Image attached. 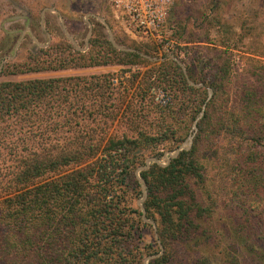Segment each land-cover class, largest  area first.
Returning a JSON list of instances; mask_svg holds the SVG:
<instances>
[{
    "label": "trees",
    "instance_id": "trees-1",
    "mask_svg": "<svg viewBox=\"0 0 264 264\" xmlns=\"http://www.w3.org/2000/svg\"><path fill=\"white\" fill-rule=\"evenodd\" d=\"M91 46L81 52L67 43L60 52L55 45L11 64L9 73L149 63L99 36ZM155 65L139 81L135 100H128L127 86L124 98L114 96V74L0 82V264H144L147 255L159 254L143 241L148 224L134 204L133 195L143 194L135 169L149 155L180 147L204 106L192 146L166 166L141 171L147 215L156 219L164 246L149 264H169L177 244L205 243V225L217 206L233 203L231 230L242 244L237 251L264 257L253 243L264 238V64L254 70L246 64L235 85L233 64H212L213 78L201 87L191 85L172 58ZM188 72L192 78L190 66ZM153 84L172 101L151 99ZM108 104L114 109L106 118ZM177 117L182 127L172 122ZM103 118H119L130 134L88 125ZM208 167L215 172L208 175ZM213 176L219 177L216 191L229 197L217 200L209 189L202 198L198 187ZM198 264L214 262L201 258Z\"/></svg>",
    "mask_w": 264,
    "mask_h": 264
},
{
    "label": "rangeland",
    "instance_id": "rangeland-1",
    "mask_svg": "<svg viewBox=\"0 0 264 264\" xmlns=\"http://www.w3.org/2000/svg\"><path fill=\"white\" fill-rule=\"evenodd\" d=\"M42 2H52L66 15L67 25L75 34L81 46L85 45L86 37L89 34V27L85 23L84 16L87 13H97L106 18L115 40L119 44L135 48L151 57L160 58L158 61L146 58L149 63L141 65L109 64L80 73L72 72L80 76L114 74L115 78H113L112 82L116 86L115 91L117 93L114 92L116 97L124 98L122 89L127 86L130 89L128 100L131 98L135 100L133 95H136L139 91L137 89L139 81L147 77L149 70L157 66L155 64H161L163 58H171L170 55H175L184 64L187 72L188 66H190L193 71V77L191 78L188 72L189 78L193 82L202 85L205 84L203 81H210L213 78L215 70L212 64H233L234 85L241 80L239 75L246 64L253 70L256 68V64H264V0H174L169 9L167 22L162 28V41L141 36L125 20L114 13L113 7L108 0H0V34L10 28H21L19 21H10V18L17 17L18 14H25V11L31 13L34 27L39 29L33 13L36 14V11L41 10V7L46 5ZM93 21L95 22V27L91 40L95 36H99L102 40L110 42L106 26L94 18ZM49 24L51 28L58 30L61 28L55 19H49ZM221 40H225V46L219 45ZM55 45L61 52V50L66 48L67 41L60 39ZM137 46L147 49L148 53L141 51ZM91 48L92 46H90L89 50ZM100 48H103L102 45ZM223 51H225V54H222ZM58 56L61 55L58 54ZM12 67L11 64H3V66L0 64V82L24 81L39 77L73 76L54 72L53 70L10 74L9 72L14 70ZM37 73H40V75ZM136 75L139 76L136 83L133 84V79ZM194 79L198 80V82ZM121 81L124 82L122 86L120 85ZM148 93L150 98L158 104L165 105L167 102L172 101L171 96L155 84L152 85ZM78 95L85 97L82 93ZM75 96V93H71L70 98L74 100L77 97ZM97 105H90V108L97 110ZM108 106L110 107H107L109 110L106 118L113 114L112 109H114L113 105L108 104ZM146 113L151 118H154V113H152L151 109L147 108ZM172 122L176 127H179V125L182 127L184 124L180 117L172 120ZM88 125L97 128H107L109 135H122L123 132H130V125L119 121V118L115 121H109L104 118L101 120L96 119L94 122L89 120ZM143 127L151 128V126L148 127V124H144ZM175 150L176 148L174 150H162L163 153L158 156L149 155L145 158V164L150 157H157L165 164L167 162L166 153L174 152ZM141 166L144 165H140L135 169V176L138 180L142 171L139 170ZM207 170H209L208 175L215 172L212 167H208ZM218 178V176H213L212 180H208L205 183L204 188L198 187V192L202 198H207L208 194H210L209 189L213 190L210 195L217 198V200L228 196L226 193L220 195V192L216 191ZM133 196L134 204L142 212L143 222L148 224L143 230L144 244L153 243L156 250L161 252V247L164 250V246L159 239L157 221L149 217L147 212L146 216H143V210L139 204L143 194L141 196L138 194ZM233 204L236 205V203ZM219 205L213 213L212 220L205 225L208 228L207 234L203 237L205 243L175 245L172 248L174 255L169 264H198V260L201 258H211L214 264H264V257H261L256 252L242 250L240 253L237 251L242 244L234 234V231L231 230L236 222V218L232 213L233 210H231V206L234 205H227L226 207H223L222 204ZM253 243L259 246L261 251L264 250L262 249L264 247V238ZM152 256H155V258L159 257L155 254L147 255L144 258V264H149V261L154 259L151 258Z\"/></svg>",
    "mask_w": 264,
    "mask_h": 264
},
{
    "label": "crops",
    "instance_id": "crops-1",
    "mask_svg": "<svg viewBox=\"0 0 264 264\" xmlns=\"http://www.w3.org/2000/svg\"><path fill=\"white\" fill-rule=\"evenodd\" d=\"M72 2V1H71ZM43 4H46L44 7H41V10L39 9L36 11V14H34L35 22H37L39 29H33L30 24H25L27 22V17H31V13L28 11H25V14H18L17 17L10 18V21H20L24 22L23 25H28V29H23V34H25V31H31L33 32V35L30 36L29 34H25L24 39H21L20 43L16 47V51L18 54L14 56L13 59L6 60L5 64H23L25 61L29 60L33 55H39L43 53L44 51H48V49L52 48L55 43L60 41V39H64L67 41V43L71 44L72 47L81 52H86L89 50L91 46V38L93 34V29L95 27V22L93 21V18L95 19V15H99L97 13H87L84 16L85 23L89 25V20L93 24L92 34L90 36L89 42L87 41V37L85 40V45L81 46L80 42L76 38L75 34L69 29L67 25V17L66 15L52 2H42ZM113 7V6H112ZM114 10V8H113ZM114 13L119 16V13H117L114 10ZM95 14V15H94ZM101 16V15H99ZM105 18L104 16H101ZM49 19H55L59 26L61 27L60 30L54 29L50 27ZM106 19V18H105ZM45 29L48 30V33L45 32ZM22 28H15V32L19 33ZM45 33H43V31ZM10 32H14L12 29H9ZM6 30L0 34V38H2L5 34ZM16 35V34H15ZM18 35V34H17ZM33 38V39H32ZM88 42V43H87ZM1 45V44H0ZM29 46L27 49L26 47ZM88 46V49L85 50V47ZM34 49L36 52H34ZM28 51V52H27ZM12 54V51L10 52ZM9 54V55H10ZM102 66H95V67H84V68H67V69H61V70H53L54 72H59L62 74H70L75 75L73 73H80L87 70L97 69L101 68ZM47 71V70H46ZM42 72V71H40ZM45 72V71H44ZM73 72V73H72ZM72 73V74H71ZM40 75V73H37ZM79 75V74H78ZM40 78V77H39Z\"/></svg>",
    "mask_w": 264,
    "mask_h": 264
},
{
    "label": "built area",
    "instance_id": "built-area-1",
    "mask_svg": "<svg viewBox=\"0 0 264 264\" xmlns=\"http://www.w3.org/2000/svg\"><path fill=\"white\" fill-rule=\"evenodd\" d=\"M120 18L141 36L162 41V28L167 22L174 0H108ZM168 48V47H167Z\"/></svg>",
    "mask_w": 264,
    "mask_h": 264
},
{
    "label": "water",
    "instance_id": "water-1",
    "mask_svg": "<svg viewBox=\"0 0 264 264\" xmlns=\"http://www.w3.org/2000/svg\"><path fill=\"white\" fill-rule=\"evenodd\" d=\"M94 15H95V14H94ZM95 19L98 20L99 22H101L103 25L106 26L107 31H108V38H109L110 42L114 45V47L117 48L118 50H121V51H124V52L137 53V54H140L142 57H145V58H147V59H149V60H152V61H158V60H160V58H157V57H151V56H149V55H146V54L140 52L139 50H137V49H135V48L126 47V46H124V45H122V44H119V43L115 40V37H114V35H113V32H112V30H111L109 24L107 23L106 19L103 18V17H101V16H99V15H95ZM88 27H89V34L87 35V41L89 42L90 36H91V34H92V29H93V24L91 23L90 20H89V25H88ZM88 42H87V43H88ZM86 49H88V46L85 47V50H86ZM170 57H171L173 60L177 61V62L182 66L183 71H184V73H185V75H186V77H187V79H188V81H189V83H190L191 85H193V86H197V87H201V86H203L202 84H197V83L193 82V81L189 78V75H188V72H187L186 67L184 66V64H183V63H182V62H181V61H180L175 55H170ZM164 59H165V58H163L162 60H164ZM212 95H213V89H212V88H209V98H208V100L212 97ZM204 109H205V106H204ZM204 109H203V111L199 114L198 118L195 120V122H194V124H193V127H192V130H191V134H190L189 137L187 138L186 142H185L183 145H181L180 147H178L174 152H167V153H166V159H167V162H166L165 164H163V163H162L157 157H150V158H148V159L146 160V164H145L144 166H141V167L139 168V170H142V171H143V170H147V169H149V168L151 167V165H152L153 163H158V164L161 165V166H166V165H168V164L171 162V159L177 157V156L179 155V153H180L183 149H189V148L192 146V144H193L194 136H195V134H196V132H197V130H198V122H199V120H200V119L203 117V115H204ZM139 170H138V171H139ZM138 173H139V172H138ZM139 180H140V182H141L142 191H143V196H142V199H140L139 204H140V206H141V208H142V210H143V216L145 217L147 211H146V208H145V206H144L143 203H144L145 200L147 199V196H148V189H147L146 181H145V179H144L141 175H140V177H139ZM161 248H162L161 253H163V247H161ZM161 253L158 254V255H156V256L161 255ZM151 258H155V256H152ZM146 264H148V263H146Z\"/></svg>",
    "mask_w": 264,
    "mask_h": 264
},
{
    "label": "flooded vegetation",
    "instance_id": "flooded-vegetation-1",
    "mask_svg": "<svg viewBox=\"0 0 264 264\" xmlns=\"http://www.w3.org/2000/svg\"><path fill=\"white\" fill-rule=\"evenodd\" d=\"M26 18H27V22L25 24H30V26H32L34 29L35 27L33 24V17L31 16L29 18L26 16ZM19 23H21V28H22V30H20L19 33L15 32V28L12 29L14 32H10L9 29H7L4 36L2 38H0V44H1V46H0V64L2 66H3V64H5L6 60H8L9 58L14 59L15 58L14 56H16V54H18L16 51V47L20 43L21 39H24L25 34H29L30 36L33 35V32H31V31H25V34H23V29L24 30L28 29L30 26L28 27V25H26V27H25V25H23L24 22H22V20H20ZM17 29H19V28H17ZM45 32L48 33V30L45 29ZM45 32L43 31V33H45ZM11 51H12V54H10ZM34 52H36L35 49H34Z\"/></svg>",
    "mask_w": 264,
    "mask_h": 264
}]
</instances>
